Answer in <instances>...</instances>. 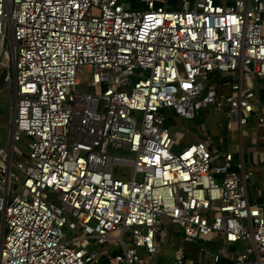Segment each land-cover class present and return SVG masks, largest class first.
Wrapping results in <instances>:
<instances>
[{"label":"built area","instance_id":"built-area-1","mask_svg":"<svg viewBox=\"0 0 264 264\" xmlns=\"http://www.w3.org/2000/svg\"><path fill=\"white\" fill-rule=\"evenodd\" d=\"M168 2L0 0V93L11 90L0 264H102L109 243L106 264H195L183 244L198 241L216 249L196 264H264V197L249 199L241 144L173 151L166 125L209 108L226 115L227 135L236 125L240 138L255 111L264 127V85L253 82L264 81V0ZM165 225L180 244L158 262ZM239 241L250 246L237 253Z\"/></svg>","mask_w":264,"mask_h":264},{"label":"rangeland","instance_id":"rangeland-1","mask_svg":"<svg viewBox=\"0 0 264 264\" xmlns=\"http://www.w3.org/2000/svg\"><path fill=\"white\" fill-rule=\"evenodd\" d=\"M78 79L81 83L88 82L90 80V73L86 71V69L83 67L79 69ZM217 82H222V80H216ZM255 86L258 88L259 86L264 85V81L261 80H254L253 81ZM224 92L227 94L229 93V88H225ZM3 96L2 103H0V109L3 111L2 115L0 116V122L1 124H7L9 121V110H10V96H11V90L9 88H5L1 93L0 96ZM258 111H255L253 114V117H258ZM225 114H215L212 109L206 108L203 109L198 117L192 119V120H186L179 117H170L168 119L167 127L171 133L173 145L172 150L173 151H179L181 148L185 147L186 145L190 143H194L196 141H207V143L212 144L213 140L217 136V134H220L223 136V130L220 128L221 125H223L225 121ZM139 119V117L137 116ZM250 118H248L249 120ZM9 127H0V132L2 133V137L0 138V141H4L7 137V132L9 130ZM243 135H246L245 130L242 131ZM228 137H230V144L229 149L231 151H235L238 147V142L236 138L235 129L233 128L232 131L228 134ZM198 138V139H197ZM28 140L25 139L24 136L21 137V141L19 143H15L14 148L17 154H20V159L22 157H25V154L27 153V144ZM245 146V145H244ZM108 155L111 156H121V157H132V155L128 154L127 152L119 151V150H113L108 149L107 151ZM18 160V156L16 154H13L12 163L14 164ZM248 169L252 171V177L247 182L246 188L247 193L250 194V199L252 200L255 197V189L259 187V183L257 181V167L248 165ZM116 171L115 174L117 175H125L127 179L131 178L132 175V169L129 167H115L113 169ZM12 189H14V186H12ZM15 191L17 194L21 193V190L18 188H15ZM56 203V202H54ZM262 215H264V211L261 212ZM170 229L172 233L168 236H164L161 242L159 243V248L161 252L166 255L173 257L175 246L177 244V241L179 239L178 235V228L173 225H166L164 230L166 231ZM127 236V235H126ZM125 236V238H126ZM237 248V253H240L245 249L246 247L250 246L249 241H239L235 244ZM113 250L112 245L109 243L108 245H105L104 248L99 247V252L101 253H111ZM124 264V263H120Z\"/></svg>","mask_w":264,"mask_h":264},{"label":"crops","instance_id":"crops-1","mask_svg":"<svg viewBox=\"0 0 264 264\" xmlns=\"http://www.w3.org/2000/svg\"><path fill=\"white\" fill-rule=\"evenodd\" d=\"M232 1L233 0H215L216 3H219L221 5H225V6L231 5ZM168 5L171 9H178L180 7L179 0H169ZM6 125L7 124H3V123L1 124V122H0V127L6 128ZM220 128L223 130V136H221L220 134H217V136L213 140L212 144H210V147L216 148L219 151H226V150L231 151L229 149L230 141L228 139V135H227L226 130L224 128V123H223V125H221ZM234 129H235L238 145L241 144L245 165L246 166L252 165V166H256L258 168L256 171V174H257V181L259 183V187L255 189L256 190L255 193L258 192L260 195L255 197V203L261 205L263 203V197H264V141L260 137L264 133V127H260L258 125V117L257 116L256 117L251 116L250 119L248 120L246 126H244L242 128V131L245 130V132H246L245 136L243 135V132H242V135L240 136V138L237 137L238 131H237L236 125H234ZM9 131H10V129L8 130L7 135L9 134ZM1 137H2V133H1ZM6 139H7V137H6ZM5 140L0 141V145H2L5 142ZM248 195H249V199H250L251 195L250 194H248ZM250 201H251V199H250ZM165 226H164V228H165ZM171 233H172V231L167 228L165 236H168ZM179 244H180V240L178 239L175 248ZM104 247H102V248H104ZM101 254H102V256H101L102 264H106V260H105L106 258L104 256V254H106V253H101ZM166 259L172 260V257L164 255L161 252V250H160V254L155 258V260L158 262H160L162 260H166Z\"/></svg>","mask_w":264,"mask_h":264},{"label":"trees","instance_id":"trees-1","mask_svg":"<svg viewBox=\"0 0 264 264\" xmlns=\"http://www.w3.org/2000/svg\"><path fill=\"white\" fill-rule=\"evenodd\" d=\"M261 96L264 97V93L260 92ZM168 123V122H167ZM166 123V125H167ZM201 248H206L209 250H215L216 244L207 241H198L196 243H185L183 244V253L186 259L191 260L193 263H197L199 251ZM217 264H231L225 259H221Z\"/></svg>","mask_w":264,"mask_h":264},{"label":"water","instance_id":"water-1","mask_svg":"<svg viewBox=\"0 0 264 264\" xmlns=\"http://www.w3.org/2000/svg\"><path fill=\"white\" fill-rule=\"evenodd\" d=\"M5 73H6L5 71L0 73V88L3 86V80H4V77H5ZM3 96L4 95L1 94L0 103H2ZM2 112L3 111L0 109V116L3 114ZM0 138H1V133H0Z\"/></svg>","mask_w":264,"mask_h":264}]
</instances>
